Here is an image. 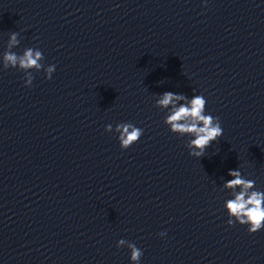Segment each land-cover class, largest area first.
Returning a JSON list of instances; mask_svg holds the SVG:
<instances>
[{
	"label": "clouds",
	"instance_id": "obj_1",
	"mask_svg": "<svg viewBox=\"0 0 264 264\" xmlns=\"http://www.w3.org/2000/svg\"><path fill=\"white\" fill-rule=\"evenodd\" d=\"M12 43H16V33L12 34ZM40 51L26 50L22 56H17L14 53L5 54V67L9 65L16 67L17 64L22 69H29L35 67L39 69L41 65L38 63L42 59ZM51 79V73L55 71V65L47 69ZM26 84L31 86L32 77H29ZM183 95H178L173 92H165L158 104L162 107L173 105L169 115L166 117L165 123L170 126V131L179 133L181 136L190 135L189 147L193 149L189 152L191 156L202 157L205 149L208 148L213 141L223 135L218 117L205 114L206 100L202 95H195L189 104H181L178 107L174 102L184 100ZM112 125L106 126V131H110ZM117 131L120 133L119 142L122 149L129 148L133 143L138 142L143 134V129L133 126L129 123H120L116 125ZM131 129V131L129 130ZM229 176L234 177L226 182L225 187L230 189H237L239 191L234 199L226 202L225 208L227 210V223L231 226L234 221L241 225H248L249 233H256L264 228V192L249 191L254 188V181L242 178L239 170H230ZM234 218V219H232ZM125 244L123 239L117 242V246L121 247ZM128 247L131 250L130 259L133 264H139L140 258L143 255L141 249L135 244L130 243Z\"/></svg>",
	"mask_w": 264,
	"mask_h": 264
}]
</instances>
